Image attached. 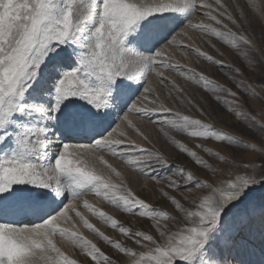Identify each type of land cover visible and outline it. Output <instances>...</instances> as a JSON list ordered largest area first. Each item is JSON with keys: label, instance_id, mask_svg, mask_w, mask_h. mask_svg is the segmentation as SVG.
<instances>
[{"label": "snow or ice", "instance_id": "obj_1", "mask_svg": "<svg viewBox=\"0 0 264 264\" xmlns=\"http://www.w3.org/2000/svg\"><path fill=\"white\" fill-rule=\"evenodd\" d=\"M247 2L264 18V3ZM240 27L222 0H0V264H264V119L245 111L240 95L264 98L236 79L240 68L229 66L233 91L176 59L192 53L225 67L194 46L189 33L199 32L242 49L246 67L264 64L253 39L233 31ZM174 72L225 93L214 99L254 135L242 139L177 108L205 115L165 75ZM153 77L168 89L164 98ZM148 125L187 162L158 149ZM116 161L163 182L157 191L175 215L138 195ZM88 196L143 218L148 229L122 223Z\"/></svg>", "mask_w": 264, "mask_h": 264}, {"label": "rangeland", "instance_id": "obj_2", "mask_svg": "<svg viewBox=\"0 0 264 264\" xmlns=\"http://www.w3.org/2000/svg\"><path fill=\"white\" fill-rule=\"evenodd\" d=\"M222 2L228 6L229 10L237 18L238 22L241 23V27L239 29L233 28V31L243 32L244 34L250 36L260 49L259 56H257L256 59L259 60L260 57H264V18L259 16L248 6L247 0H222ZM258 2L264 3V0H258ZM236 5H239V7L243 9L246 17L245 20L240 21L239 12L235 7ZM224 23L229 22L224 20ZM229 27L231 28L233 26L229 23ZM189 35H192L193 41L195 42L194 46L200 47L203 51L208 52L217 60H222L225 67L213 65L211 62H208L204 58L196 56L192 53H189L186 59L181 58L179 54L176 55V59L180 61L181 65H186L188 68H195L198 72H202L210 80L215 81L216 84L230 87L233 91H239V89H237L235 84L229 79L231 76H236V74L230 70V67L240 68L244 72V75L243 77L237 76L236 79H244L248 83H251L260 94V97L264 98V87H260V82L264 80V64L256 63L246 67V59L240 54L242 49H233L226 45L222 38H217L215 36L205 35L199 32H190ZM185 42L187 43V41ZM212 45L215 47H212ZM165 75L174 79L176 83L184 89V95L187 94L186 96L191 99L193 104L197 105L205 112V115L201 116L200 113L192 107V105L181 107L177 103L176 107L185 114L192 115L195 118H200L205 122L212 123L214 126L228 131L236 136H240L245 140L250 139V137L254 135L249 132V129L241 122L240 119L236 118L232 113L226 110L227 106L214 99L216 95L224 97L226 95L225 93L207 91L202 84H197L189 79L186 80V78L180 76L179 73H165ZM152 79L153 87L161 91L162 98H164V96L167 95L168 89H161V86L157 83L155 78L153 77ZM227 98L233 99L231 97ZM168 102L171 104L173 101ZM240 104L245 111L256 115L260 119H264V99H250L248 96L241 93ZM145 130L146 134L149 135V138L152 139L158 149L164 151L169 157L176 158L178 162H187L185 158L181 156L162 135L158 127L148 125ZM165 130L168 131V129ZM170 134L175 135L177 139L183 140L184 142H189V138L186 136L175 132H170ZM206 143L207 146L213 148L214 150H221L222 154L231 155V150L224 145L217 144L215 141H207ZM115 163L122 171H124L126 177L128 178L129 186L132 187L138 195L142 198H147L148 201L154 205H164L166 210L175 215L172 207L170 205H166L165 201L157 191L159 187L163 186V182L161 185H156L153 181L147 179L146 177L140 176L135 171L124 167L122 162L116 161ZM87 199H89V201L95 206L102 208L104 211L113 215L126 225H130L139 230H147L149 227L148 222L143 218L132 216L131 214H125L121 210L113 207L103 200L95 198L94 196H88ZM85 215L88 216L90 222L95 224L101 231L105 232L106 235H109L114 239H123L117 231L111 229L107 224L96 219L86 211ZM79 230L82 231L88 239L93 240V242L97 243V245L102 247L104 250L112 251L99 237L89 230L84 229L82 225L79 227ZM65 243L66 246L72 250L71 245L67 244V242Z\"/></svg>", "mask_w": 264, "mask_h": 264}, {"label": "bare ground", "instance_id": "obj_3", "mask_svg": "<svg viewBox=\"0 0 264 264\" xmlns=\"http://www.w3.org/2000/svg\"><path fill=\"white\" fill-rule=\"evenodd\" d=\"M192 36V35H191ZM196 36V35H195ZM197 56V55H196ZM182 58V57H181ZM186 64V63H185ZM187 80V79H186ZM187 94H185V96H186Z\"/></svg>", "mask_w": 264, "mask_h": 264}]
</instances>
